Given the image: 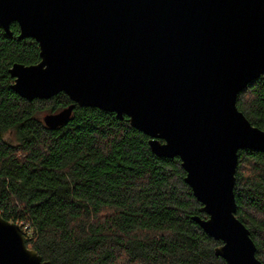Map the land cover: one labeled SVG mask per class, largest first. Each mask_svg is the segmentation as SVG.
Masks as SVG:
<instances>
[{
  "label": "water",
  "instance_id": "water-1",
  "mask_svg": "<svg viewBox=\"0 0 264 264\" xmlns=\"http://www.w3.org/2000/svg\"><path fill=\"white\" fill-rule=\"evenodd\" d=\"M39 47L35 65L14 64L22 99L65 94L72 104L46 114L54 130L74 109L114 113L149 138L160 158H179L202 205L192 220L221 244L226 264H262L235 217L238 151L264 154V132L236 107L264 75V0H0V27ZM24 230L0 215V264H50L26 247Z\"/></svg>",
  "mask_w": 264,
  "mask_h": 264
},
{
  "label": "trees",
  "instance_id": "trees-1",
  "mask_svg": "<svg viewBox=\"0 0 264 264\" xmlns=\"http://www.w3.org/2000/svg\"><path fill=\"white\" fill-rule=\"evenodd\" d=\"M0 27V215L24 229L26 247L50 264H226L221 243L192 220L202 205L179 158H160L126 117L74 109L54 130L42 122L72 102L63 93L31 102L11 88L14 64L35 65L39 47ZM264 132V75L236 98ZM235 217L264 264V154L238 151Z\"/></svg>",
  "mask_w": 264,
  "mask_h": 264
},
{
  "label": "rangeland",
  "instance_id": "rangeland-1",
  "mask_svg": "<svg viewBox=\"0 0 264 264\" xmlns=\"http://www.w3.org/2000/svg\"><path fill=\"white\" fill-rule=\"evenodd\" d=\"M24 230V229H23Z\"/></svg>",
  "mask_w": 264,
  "mask_h": 264
}]
</instances>
